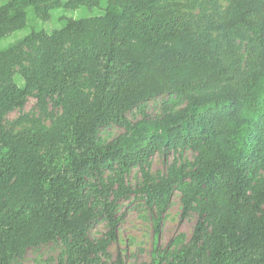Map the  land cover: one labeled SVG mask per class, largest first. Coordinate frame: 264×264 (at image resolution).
I'll use <instances>...</instances> for the list:
<instances>
[{"label": "trees", "instance_id": "trees-1", "mask_svg": "<svg viewBox=\"0 0 264 264\" xmlns=\"http://www.w3.org/2000/svg\"><path fill=\"white\" fill-rule=\"evenodd\" d=\"M103 1L9 0L0 33L31 12L50 18L52 4ZM175 1L107 0L102 14L64 17L0 49V264L54 241L66 248L56 264L99 263L123 199L140 195L155 211L157 237L176 191L182 218L197 210L198 222L171 258L155 249L148 264H264V0H227L201 16L203 29ZM165 95L186 103L146 114L144 104ZM31 96L52 104L53 123L25 115L8 129L6 116ZM23 121L32 124L15 131ZM113 124L125 132L105 143L100 131ZM178 150L194 161L155 179L150 160ZM134 167L143 175L135 189ZM100 220L108 230L91 239Z\"/></svg>", "mask_w": 264, "mask_h": 264}, {"label": "rangeland", "instance_id": "rangeland-1", "mask_svg": "<svg viewBox=\"0 0 264 264\" xmlns=\"http://www.w3.org/2000/svg\"><path fill=\"white\" fill-rule=\"evenodd\" d=\"M7 1L9 0H0V4ZM175 2L181 4L177 9L178 12L194 15L200 21L202 29L205 27V23L201 22L203 14L213 12L217 6L226 7L228 5L227 0H176ZM106 5L107 0L96 7L81 6L74 9L57 7L52 4L51 16L48 19L40 18L31 12L22 28L7 31L4 34L0 33V49L18 42L32 30L44 29L51 32L60 28L64 24L65 19H62L64 17L79 19L102 14ZM28 51L32 50L28 49ZM15 79L20 86L24 85V80L18 72H16ZM167 101L177 109L186 103V100L177 98L175 95H165L145 103L144 110L150 116L161 114L164 103ZM53 112L56 113L57 111L53 109L51 103L43 106L37 98L31 96L23 108L16 109L6 116V126L8 129L13 128L15 122L25 115L29 118H40L46 126H50L53 123ZM128 116L132 122L142 118V114L137 109L129 112ZM31 124L23 121L15 125L14 130L19 131ZM124 132V128L113 124L101 129L100 136L102 141L106 143ZM195 156L191 150L163 151L157 153L150 160L147 168L149 173L158 179L168 172L171 164L194 161ZM127 181L134 189L140 186L143 182L140 168H132L127 176ZM180 199L181 194L176 191L169 210L160 225V232L157 237L154 225L155 211L145 203L140 195L133 194L123 199L118 210V215L122 217V220L119 223L117 239L109 246L107 254L101 256L99 263L96 261L93 264H148L155 258V249H157L158 254H164V256L171 258L174 253L190 241L199 219L197 210H192L188 217L182 218ZM107 230V222L100 220L90 230V237L94 240L101 239ZM65 251L66 248L62 242L54 241L29 248L21 257L16 258L13 264H56L60 255Z\"/></svg>", "mask_w": 264, "mask_h": 264}]
</instances>
